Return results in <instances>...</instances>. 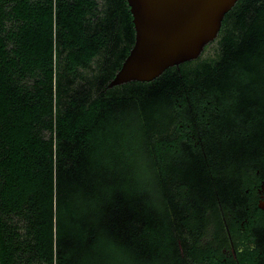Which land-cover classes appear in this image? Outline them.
I'll use <instances>...</instances> for the list:
<instances>
[{"label":"trees","instance_id":"obj_1","mask_svg":"<svg viewBox=\"0 0 264 264\" xmlns=\"http://www.w3.org/2000/svg\"><path fill=\"white\" fill-rule=\"evenodd\" d=\"M57 3L20 14L0 64L1 264H264L247 193L264 179V0L226 13L214 57L112 88L128 1Z\"/></svg>","mask_w":264,"mask_h":264},{"label":"water","instance_id":"obj_2","mask_svg":"<svg viewBox=\"0 0 264 264\" xmlns=\"http://www.w3.org/2000/svg\"><path fill=\"white\" fill-rule=\"evenodd\" d=\"M127 1L136 30L135 43L108 88L132 81L150 82L169 67L198 59L218 38L226 13L238 2Z\"/></svg>","mask_w":264,"mask_h":264},{"label":"flooded vegetation","instance_id":"obj_3","mask_svg":"<svg viewBox=\"0 0 264 264\" xmlns=\"http://www.w3.org/2000/svg\"><path fill=\"white\" fill-rule=\"evenodd\" d=\"M62 4L68 3L69 0H61ZM57 6V0H0V64L4 65L5 54L8 50L12 49V41H11V30L17 32V36L14 38L15 49L18 50L20 45V25L21 13H31L35 11H46L49 9L50 5ZM8 49V50H7ZM18 57V56H17ZM16 57V59H17ZM19 63V61H17ZM251 191V192H250ZM247 193H252L250 200L253 204H256L254 212L249 216L251 219L255 220V222H259L263 228L264 225V179L255 180L252 183V189H247ZM258 213V217L256 216V212ZM246 222H249V218H246L245 221L241 222L242 226H245ZM250 223V222H249ZM238 224V223H236ZM239 225V224H238ZM255 230V229H254ZM252 232V230H251ZM256 231H254L251 235H255ZM259 236V240L264 242V229L256 232ZM250 235V231L248 233L242 232L238 237V242L240 244L238 250L241 252L244 251V243L251 244V249L255 247L253 242H248V238ZM250 235V236H251ZM232 250L234 255L237 256V251L234 246L233 239H230ZM226 252H230V249L224 248ZM230 256V253L228 254ZM237 264L238 261H237Z\"/></svg>","mask_w":264,"mask_h":264},{"label":"rangeland","instance_id":"obj_4","mask_svg":"<svg viewBox=\"0 0 264 264\" xmlns=\"http://www.w3.org/2000/svg\"><path fill=\"white\" fill-rule=\"evenodd\" d=\"M99 2H102V0H98ZM218 52V45L217 43H212L208 49L204 52V56L206 58L214 57ZM95 64V63H94ZM95 66V65H94Z\"/></svg>","mask_w":264,"mask_h":264}]
</instances>
